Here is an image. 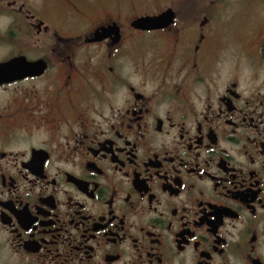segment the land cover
I'll use <instances>...</instances> for the list:
<instances>
[{
    "label": "flooded vegetation",
    "instance_id": "af4514ba",
    "mask_svg": "<svg viewBox=\"0 0 264 264\" xmlns=\"http://www.w3.org/2000/svg\"><path fill=\"white\" fill-rule=\"evenodd\" d=\"M7 63L0 264H264V0H0Z\"/></svg>",
    "mask_w": 264,
    "mask_h": 264
},
{
    "label": "water",
    "instance_id": "95a60500",
    "mask_svg": "<svg viewBox=\"0 0 264 264\" xmlns=\"http://www.w3.org/2000/svg\"><path fill=\"white\" fill-rule=\"evenodd\" d=\"M172 19L173 14L171 11H167L158 17L138 19L135 21L134 27L141 30H160L170 25ZM12 63H15V61ZM12 63L0 65V82L20 78L24 75V71L20 67H17L19 69H12L10 67L13 65Z\"/></svg>",
    "mask_w": 264,
    "mask_h": 264
},
{
    "label": "rangeland",
    "instance_id": "374dc122",
    "mask_svg": "<svg viewBox=\"0 0 264 264\" xmlns=\"http://www.w3.org/2000/svg\"><path fill=\"white\" fill-rule=\"evenodd\" d=\"M1 264H13V263L7 260L6 258H3Z\"/></svg>",
    "mask_w": 264,
    "mask_h": 264
}]
</instances>
